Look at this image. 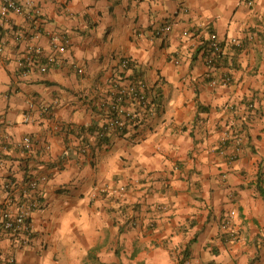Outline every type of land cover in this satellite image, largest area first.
Segmentation results:
<instances>
[{"label": "crops", "instance_id": "crops-1", "mask_svg": "<svg viewBox=\"0 0 264 264\" xmlns=\"http://www.w3.org/2000/svg\"><path fill=\"white\" fill-rule=\"evenodd\" d=\"M211 33L224 45L213 69ZM0 42V198L47 177L29 244L1 239L2 264H264V0H32ZM30 47L51 59L45 72L19 67ZM133 78L157 113L96 141L86 129L104 123L111 85Z\"/></svg>", "mask_w": 264, "mask_h": 264}, {"label": "built area", "instance_id": "built-area-1", "mask_svg": "<svg viewBox=\"0 0 264 264\" xmlns=\"http://www.w3.org/2000/svg\"><path fill=\"white\" fill-rule=\"evenodd\" d=\"M247 5L251 6L253 0H242ZM32 0H0V24L5 23L12 13L22 14L25 8H31ZM186 11V9H184ZM35 16H39V11H34ZM172 30V25L167 23L154 30V37H164ZM197 29H189L182 32L183 38L195 36ZM38 35H32L31 39H37ZM49 45L54 51L63 52L69 46L67 37L58 34L48 35ZM229 43L241 48V43L232 39ZM223 41L214 33L208 35V38L202 42V51L204 56V65L209 69H213L217 60L222 54ZM4 47L0 42V54ZM29 54L24 60L19 62V67L24 70L29 68H36L43 73L47 70V64L51 63L48 59L46 63H41L42 51L38 47H30ZM177 63V61H175ZM129 66L128 60L121 62L123 69ZM79 72H82L79 70ZM211 86H215L216 80L210 74L206 75ZM231 78L226 76L222 79L221 84L226 86ZM153 89L141 78H133L125 84L114 83L110 87V93L107 100L102 102L101 109L105 112L104 123L97 129L93 137L96 141L105 140L111 133L130 134L134 133L140 125L145 122L144 115L153 116L157 113L153 105ZM28 117L25 120L28 121ZM28 137L23 139V145L28 147L30 145ZM86 148L82 147L77 156L79 159L86 158ZM47 182L45 175H38L28 179L22 186L16 187L11 182L4 184L6 196L0 198V240L10 238L19 247L27 246L31 240L32 224L31 217L43 206V197L40 186ZM100 193H105L106 189L98 190ZM118 198L121 197V190H118ZM235 213L231 211L222 222V230L227 235V241L233 243L236 235L230 228L231 219ZM10 263L13 259L10 258ZM0 264L1 255H0ZM185 264H190L186 262Z\"/></svg>", "mask_w": 264, "mask_h": 264}, {"label": "trees", "instance_id": "trees-1", "mask_svg": "<svg viewBox=\"0 0 264 264\" xmlns=\"http://www.w3.org/2000/svg\"><path fill=\"white\" fill-rule=\"evenodd\" d=\"M155 100H156V97L154 96V99L152 100L153 103L155 102ZM96 129H97V127H95V126H91V127H88V128L86 129V131L92 133V132H95Z\"/></svg>", "mask_w": 264, "mask_h": 264}]
</instances>
